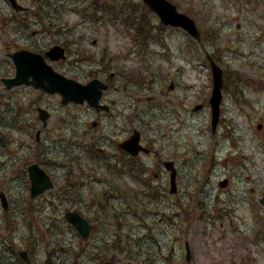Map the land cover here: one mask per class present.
Masks as SVG:
<instances>
[{"label":"rangeland","instance_id":"1","mask_svg":"<svg viewBox=\"0 0 264 264\" xmlns=\"http://www.w3.org/2000/svg\"><path fill=\"white\" fill-rule=\"evenodd\" d=\"M20 1L35 8L40 3L33 0ZM119 1L129 4L128 9L132 12L136 10L138 13L141 12L134 19L136 17L141 18L142 13H145L142 0H99V3L112 5ZM174 1L179 5L180 10L193 12L199 19L201 27H206L207 23L210 22L211 7L208 5L209 0ZM52 2L60 10L62 9V13H58L56 16L49 13L52 21L56 19L58 23H62V26L67 25L64 28L65 33L60 36V40L66 38L72 41L79 39L81 45L87 48L91 55L95 53L97 58L105 53V48H109L108 52L117 54V61L115 57L114 63L120 66L124 65L134 69H141L145 66L144 55L139 54L136 49L129 53V49L133 46L129 33H133V31L129 32L122 20L116 21V25H113L108 16L96 23L93 20L84 19L83 15L76 11V7L78 5L89 6L91 2L88 3V0H52ZM7 10L9 8L4 0H0V13L5 14ZM221 11V9L218 10V12ZM31 17L26 16L29 20H32ZM145 17L147 18V16ZM150 22L153 25L159 24V20L154 14H151ZM35 26L40 29L35 37L31 34L32 28L17 33L13 30L3 31L6 30L5 28L0 29V79L2 76L13 73L12 63L7 57V51L3 48L5 41L16 37L18 43L45 46L44 43H49L55 39L53 35L57 33L53 32L48 25L46 27L38 23ZM115 26L120 29L117 30ZM157 30L156 28L155 31ZM162 36L165 44H151L150 50L154 52V56H150L149 59L153 71L161 75H157L153 86L156 89L164 88L169 91V85L171 81H174L175 88L171 95L182 96V106H178L180 118L177 123L180 131L176 133L181 144L176 149L179 153L176 162L180 173L178 194L176 196L169 194L168 174H163L162 180L159 181L166 183L165 190H162L159 199L150 200L148 196H144L142 190L135 191L140 188L135 182V190L128 192L120 187V190L115 192L113 197L116 198L114 201L116 208H108V217H113L114 212L121 213L129 208L125 199L129 193L131 198L135 193L136 196L144 199L145 205L142 206L143 209L139 208L138 215L131 212L123 216L127 224H123L122 231L119 232L122 234L123 245H125L124 241L127 242V245L132 242L133 245L129 244L128 248L130 246L131 250L134 251L132 254H135L137 258L143 259L141 256L143 253L139 251H149L150 257L154 261H146L141 264H170V262L172 264H264V239L260 232L264 233V227L259 226L254 208L247 205H237L234 202L230 203L218 185L217 178L211 179L203 170V162L208 156L207 124L210 115V108L205 102L210 91V71L208 66L199 64L203 55V46L197 45V55L193 58L194 61H191L190 56L186 57L184 53L189 41L185 31L168 28L162 30ZM94 41H97L96 45L93 44ZM72 45L76 47L75 43ZM70 59H72L71 52H69L67 60L54 63L55 67L70 76L77 71L76 77L83 80L89 76V73H95L99 70L98 64L87 56L81 57L82 61L76 68L71 65ZM79 67L83 69L81 70ZM118 85L121 83L118 82ZM130 89L133 91L138 87L130 85ZM140 90L142 91L137 92L135 98L137 96L147 98L155 93L156 98L165 103L169 97L167 94H161L147 88ZM120 92L119 90L118 93L121 97L123 94ZM36 94L35 91L25 87L9 91L0 80V182L11 197L22 190L26 177L23 174L13 173L12 167L9 166L17 163L23 164L25 159L36 160L35 135L37 128L33 127L32 132L25 131L12 128L10 123H16L17 119L20 118L19 114H21L26 123H38L41 126L42 122L37 111L38 106H32L28 102ZM60 99L59 96L44 95L41 98V103H39L51 113L48 125L40 136L39 159L45 161L44 165L55 181H60L67 169L79 175V168L76 163L64 166L62 162L67 158L65 149L78 148L74 141L78 139L85 119L89 117V113L80 105L63 106ZM250 99L255 100L254 95H251ZM262 101L264 102V97ZM197 103H204L206 106L197 112H193L192 109ZM159 107L157 106L152 110L156 114L152 121L143 113L141 121H136L135 124L141 123L146 126L150 122L146 127L148 129L146 136L153 138L158 145H164L165 143H161L159 138L167 133V129L165 128L160 132L158 124L162 122V115ZM140 108L145 111L150 110V106H141ZM172 109L174 106L167 108L169 111ZM173 137L172 133L171 139ZM70 143L72 145L66 148ZM105 170L106 168L101 169L102 172ZM259 176L263 177L264 171ZM84 182L87 184L86 178H84ZM156 182L154 180V183ZM99 184L95 182L93 186L87 184L82 187L80 195L83 203L81 204L65 199H55V205H52L49 200L57 193V186H55L44 197L39 198L38 208L44 207V215L51 211L52 206L57 205L55 210H58L59 214L65 213L67 207L78 208L82 212L91 206L95 209L100 189ZM120 195L121 200L118 199ZM181 204L185 206L189 216L186 215ZM158 212L159 214H157ZM36 229L39 233L43 231L39 222ZM20 230L22 229L19 228ZM66 238L76 248L79 247V243L82 244V241L80 242L78 238H75L72 231L68 232ZM18 241L22 243L21 238H18ZM186 242H189L191 247L189 261L186 260ZM85 244L87 242L83 241V245ZM39 250L43 256V249L40 248ZM65 260L69 264L68 254ZM83 260V264H97L99 262V258L87 254ZM132 260L125 259L124 255L116 252L108 253L101 259L102 264H128ZM168 261L170 262L168 263ZM136 262L139 264L138 261Z\"/></svg>","mask_w":264,"mask_h":264},{"label":"flooded vegetation","instance_id":"2","mask_svg":"<svg viewBox=\"0 0 264 264\" xmlns=\"http://www.w3.org/2000/svg\"><path fill=\"white\" fill-rule=\"evenodd\" d=\"M225 3L231 9L232 0H225ZM240 6L243 22L233 23L232 19L226 15L222 24H213L221 28H212L208 35V41L212 46L210 50L225 69L224 95L232 98L234 95L245 94L248 91H264V0H243ZM118 75L114 71L111 77L109 76L110 78H104L112 85L114 91H118L116 82ZM101 102L109 104L110 110L92 109L96 118L93 119L91 127H85L82 135L84 137L95 136L102 146L94 147L100 156L113 158L121 170L129 175L134 159L129 153L119 149L122 138L119 136H122L124 132L127 133L124 139L129 136L128 128L133 125L134 115L125 114L130 108L126 106L125 99L119 101L114 95H108L106 92ZM116 104H121V106H115ZM106 122L110 123V128H107ZM220 128L222 144L216 142ZM92 129H95V132ZM209 133L212 174L214 176L223 175L228 198H234L233 201L238 200L242 204L247 200L246 204L258 206L264 220V205L262 204L264 179L246 180L255 170L262 169L264 164V159H261L264 156V106H223L217 127L210 122ZM84 152L91 153L89 145L85 146ZM160 163H163V159L156 156L155 166L151 170L159 169ZM159 174V171L155 172L156 177H159ZM243 181L249 182V186L247 183L242 185ZM247 190L251 194H247ZM247 196L249 198L246 199ZM89 215L91 216V210ZM3 218L4 211L0 209V222ZM90 233L93 236L102 237V231L93 220H91Z\"/></svg>","mask_w":264,"mask_h":264},{"label":"water","instance_id":"3","mask_svg":"<svg viewBox=\"0 0 264 264\" xmlns=\"http://www.w3.org/2000/svg\"><path fill=\"white\" fill-rule=\"evenodd\" d=\"M16 9H21L22 6L16 0H11ZM155 11H157L162 21L173 25H181L185 27L195 37L199 38V31L196 28L195 21L186 14L179 13L176 6L167 0H145ZM47 54L54 58L64 57L63 49L56 46L52 48ZM14 60L17 65V76L11 79H4L9 87L23 82L33 83L35 87H43L49 92H60L63 96V103L69 101L82 102L84 96H92L91 87H85L74 79H69L58 72L54 71L52 66L48 65L41 54H36L30 51H19L14 53ZM33 76V80L29 77ZM47 80V83L44 81ZM221 85L222 77L220 72L216 75L215 91L211 102L213 106L218 108L221 100ZM201 105H199L200 107ZM41 110V115L44 120L48 114ZM137 144H132L128 147L133 153H137ZM32 178L33 195L43 192L45 189L52 186L51 179L44 169L38 164H33L29 167ZM174 182V175H172ZM4 203H6L3 195ZM67 217L78 228L79 231H89L88 222L77 212H68ZM190 256V249L188 247V257Z\"/></svg>","mask_w":264,"mask_h":264},{"label":"trees","instance_id":"4","mask_svg":"<svg viewBox=\"0 0 264 264\" xmlns=\"http://www.w3.org/2000/svg\"><path fill=\"white\" fill-rule=\"evenodd\" d=\"M63 241H60V243H58V245L60 246V244L62 243ZM70 251V250H69ZM72 254L74 253L73 251H70ZM72 264H80V262L78 261V252L75 253L74 255V260L72 262Z\"/></svg>","mask_w":264,"mask_h":264}]
</instances>
